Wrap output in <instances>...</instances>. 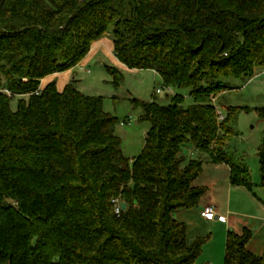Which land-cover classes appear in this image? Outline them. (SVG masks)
Here are the masks:
<instances>
[{"label":"trees","instance_id":"trees-1","mask_svg":"<svg viewBox=\"0 0 264 264\" xmlns=\"http://www.w3.org/2000/svg\"><path fill=\"white\" fill-rule=\"evenodd\" d=\"M108 36L125 67L191 89L194 102L132 99L151 125L134 159L103 97L75 80L63 92L55 82L41 88ZM256 68L264 0H0V264H196L208 240L189 245L175 215L207 193L195 184L205 163L184 150L228 165L233 186L254 188L249 168L225 151L237 111L219 122L214 100L231 90L226 80L252 79ZM109 70L119 88L122 73ZM259 159L264 188V140ZM115 200L127 210L118 215ZM252 238L248 228L230 231L225 264H264Z\"/></svg>","mask_w":264,"mask_h":264},{"label":"rangeland","instance_id":"rangeland-1","mask_svg":"<svg viewBox=\"0 0 264 264\" xmlns=\"http://www.w3.org/2000/svg\"><path fill=\"white\" fill-rule=\"evenodd\" d=\"M108 38L111 39L109 36ZM109 68L118 69L122 73L123 79L119 88L115 86V79ZM77 74L79 89L87 95L103 97L105 112L120 119L121 124L117 127L116 134L121 138L124 154L129 159L142 153L151 128L150 123L141 120L143 112L132 105V99L157 101L163 106H169L174 103V97L180 95L185 97L186 107L194 104L190 96L191 89L165 88L157 73L149 70H129L116 65L108 57L97 58L88 65L87 70H78ZM225 83L231 90L217 97L216 107L225 117L230 109L237 111L229 124L231 138L225 151L236 163L249 168L255 184L252 192L263 197L259 152L264 140V118L260 116V109L264 108V68H256L252 79L230 78ZM17 106L18 100L15 99L12 108L17 109ZM184 154L188 161L200 158L204 161L202 181L212 175L214 168L209 155L198 153L192 146L187 147ZM237 206L242 208V205ZM202 251L204 253V248ZM205 257L208 258L209 254L206 253Z\"/></svg>","mask_w":264,"mask_h":264},{"label":"crops","instance_id":"crops-1","mask_svg":"<svg viewBox=\"0 0 264 264\" xmlns=\"http://www.w3.org/2000/svg\"><path fill=\"white\" fill-rule=\"evenodd\" d=\"M110 58L116 65L125 67L115 56L114 45L108 37L96 43L89 55L75 69L65 73L55 74L43 80L41 88L56 83L60 92L77 81V71H85L88 65L97 58ZM103 64V60L101 61ZM128 69V68H127ZM78 83V81H77ZM16 110V109H13ZM213 173L202 181V174L195 182L196 186L207 189L197 207L176 213L175 218L187 226V241L191 245L199 239H207L204 253L196 264H225L227 236L230 231L241 234L245 228L253 233L248 245L251 253L258 257L264 256V196H259L242 187H235L231 183V168L226 164H214ZM205 165V164H204ZM262 188V187H261ZM235 201V202H234ZM235 203V204H234ZM237 204L242 205L241 209ZM213 207L217 215L228 218L226 222L207 221L202 213L206 208ZM209 254V257L206 258ZM215 254V255H214ZM216 256V257H215ZM215 257V258H214Z\"/></svg>","mask_w":264,"mask_h":264},{"label":"built area","instance_id":"built-area-1","mask_svg":"<svg viewBox=\"0 0 264 264\" xmlns=\"http://www.w3.org/2000/svg\"><path fill=\"white\" fill-rule=\"evenodd\" d=\"M8 95H10L9 92H6ZM158 93H161L160 91H158ZM214 104L216 105V100H214ZM217 113H218V119L219 122H222L225 120V115L224 113L217 108ZM115 207H116V213L119 215L121 213L122 209V204L118 201L115 200L113 201ZM202 216L207 220V221H215L216 219H218V221L220 222H226L228 220L227 217L225 216H220L217 215L215 209L213 207H208L205 209V211L202 213Z\"/></svg>","mask_w":264,"mask_h":264},{"label":"water","instance_id":"water-1","mask_svg":"<svg viewBox=\"0 0 264 264\" xmlns=\"http://www.w3.org/2000/svg\"><path fill=\"white\" fill-rule=\"evenodd\" d=\"M127 208H128V205H127L126 203H122V209H123L124 211H126Z\"/></svg>","mask_w":264,"mask_h":264}]
</instances>
